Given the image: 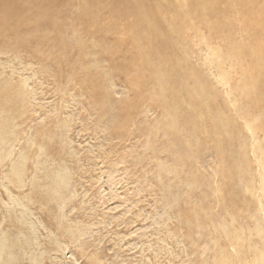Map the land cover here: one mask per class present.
<instances>
[{
  "label": "rangeland",
  "instance_id": "374dc122",
  "mask_svg": "<svg viewBox=\"0 0 264 264\" xmlns=\"http://www.w3.org/2000/svg\"><path fill=\"white\" fill-rule=\"evenodd\" d=\"M69 1L59 0V31L41 21L0 40V264H264V73L246 95L249 61L190 20L164 50L192 74L185 119L168 132L157 83L141 92L133 80L126 32L87 31ZM234 17L225 34L245 44L251 33ZM196 83L202 103L187 94ZM214 112L231 124L227 154ZM20 156L21 187L6 177Z\"/></svg>",
  "mask_w": 264,
  "mask_h": 264
},
{
  "label": "bare ground",
  "instance_id": "6f19581e",
  "mask_svg": "<svg viewBox=\"0 0 264 264\" xmlns=\"http://www.w3.org/2000/svg\"><path fill=\"white\" fill-rule=\"evenodd\" d=\"M71 1H69V3H71ZM77 1H78V6L80 7V13H78L79 15H77L78 16L77 20L83 25L84 29L94 33L95 35H101L103 31H107V30L110 31L113 30L115 32L119 29H123L128 35V37L132 40L134 47L133 58L139 61L138 63L135 61L137 63V66L135 68V75L133 80L136 83V85L139 87L141 92L146 90L147 84L150 80L157 83L159 91L158 94H155L154 96L157 97L158 101L163 106L167 107L164 108L165 112L166 109L170 110V112L167 114L168 119H166V121L168 120L167 121L168 132L172 131V133H175V131L177 130L178 122L176 116L178 115L179 117H181L180 113L182 112V109L185 108L183 107V103H184L183 96L185 99V89H186L185 80L188 79L189 77L191 78L192 74L188 73V75H185V73H183V76H181L180 72H178V68L180 67V66L178 67V65H180L178 64L179 60H177L174 56L169 57L164 53V50H165V46L168 44L169 37H171L172 35H177L178 37H182L183 35H185V31H186L185 28L189 26L190 20L192 21V19L193 20L196 19V21L198 20L200 22L206 23V25H208L214 31L216 36L218 37L222 36L224 40L228 41L229 44L227 45H230L229 49L233 53H235V55H238L239 57H241V59L245 61H249V65L245 69L246 78L244 81V93L246 95H248L251 92V90H253L254 86L258 83L257 80L261 77V73H264V0H186L188 1L186 2L187 3L186 10H185L186 6L185 4H183V2L176 3L174 0H77ZM103 1L110 2L109 3L110 13L108 14V16H105L101 12L100 7ZM60 8L61 5L59 4V0H0V40L1 41L7 40L8 36L19 37L20 34L23 33L25 30H28L30 28L33 29L34 26L36 28L38 24L41 23V21L44 22V24L41 23L44 26H48L49 28H52L53 31L54 30L59 31L60 27L63 25V22L62 25L60 22H57V17L61 12ZM231 15L236 16L234 18L239 20L243 31H247L248 33H251L247 43L237 45L236 42V44H234L232 43L234 41L233 40L231 41L230 36L228 34H225L226 33L225 30L228 27H230L231 23L233 22L231 20ZM128 17L132 18L131 23L125 24V26L121 28L120 21H123V19H126ZM69 28L70 27H68V31ZM91 28L94 29L91 30ZM65 30L63 31L65 32ZM75 34L76 33H74V35ZM38 42L39 44L48 43L46 37L43 36L40 39H38ZM173 42L171 43L173 44ZM172 44L169 43L168 45L172 46ZM170 49L172 50V48ZM89 79L93 84L97 83L96 81L98 80V79L96 80V78H91V77ZM95 86L96 85H94V87ZM205 88L202 87L199 83H196L195 88L193 90L188 89L187 94L191 96V99H196V98L204 99V97H206L205 94L207 92ZM5 90L6 89H3L2 91ZM95 92L97 93L96 89ZM202 99L198 101L202 103L203 102ZM203 104L205 105V103ZM208 105L211 106V104ZM185 112H187L186 109L185 111L183 110L182 112V116L184 117V119H185ZM190 112L189 115L186 114L187 115L186 117L189 120H191L192 118ZM214 113H216V115L214 116L215 137L217 140H219L218 141L219 144L221 142V146H220L221 148L218 149L222 150L220 155L222 153L227 154L224 151L226 147L231 146L230 143L232 142L234 137L233 134L229 133L230 131L228 130L229 128L228 124H230L228 121L229 119L225 121L219 116L220 113L219 114H217L218 112H214ZM2 140L3 137H0V143H3ZM233 143L234 142H232V144ZM181 144L182 143H180V145ZM181 146L185 147L183 145ZM233 153L235 154V152H232V154ZM1 154H2V149L0 148V157L2 156ZM234 154L232 155L233 158H234ZM223 157H225V155ZM23 165H24V157L20 156L18 160L13 161L11 163L10 172L6 176L10 182H13L14 184H18V186L20 185V187L24 175ZM16 188L18 187L16 186ZM19 189L21 190V188ZM7 241L8 240L4 238V240L0 242V250L7 249V246L9 245Z\"/></svg>",
  "mask_w": 264,
  "mask_h": 264
}]
</instances>
